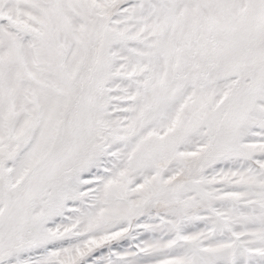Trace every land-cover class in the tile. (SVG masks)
Segmentation results:
<instances>
[{"label": "snow or ice", "instance_id": "snow-or-ice-1", "mask_svg": "<svg viewBox=\"0 0 264 264\" xmlns=\"http://www.w3.org/2000/svg\"><path fill=\"white\" fill-rule=\"evenodd\" d=\"M0 264H264V0H0Z\"/></svg>", "mask_w": 264, "mask_h": 264}]
</instances>
